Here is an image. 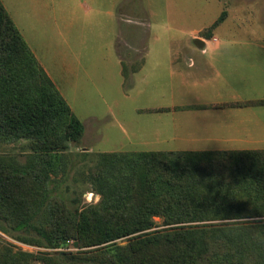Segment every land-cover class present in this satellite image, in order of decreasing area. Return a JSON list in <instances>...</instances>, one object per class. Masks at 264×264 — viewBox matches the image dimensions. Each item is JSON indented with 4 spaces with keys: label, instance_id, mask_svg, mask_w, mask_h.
I'll use <instances>...</instances> for the list:
<instances>
[{
    "label": "rangeland",
    "instance_id": "rangeland-1",
    "mask_svg": "<svg viewBox=\"0 0 264 264\" xmlns=\"http://www.w3.org/2000/svg\"><path fill=\"white\" fill-rule=\"evenodd\" d=\"M3 2L84 124L81 142L67 151L65 171L50 183L51 194L71 209L101 198L87 180L98 153L264 149V104L165 109L192 101L264 100V0ZM224 11V21L210 30ZM195 38L207 42L205 54L193 46ZM194 56L219 57L226 70L173 72ZM28 153L25 139L0 142V155L24 162ZM27 230L14 231L0 219V248L30 253L31 264H79L98 248L76 240L50 248L16 239L35 237Z\"/></svg>",
    "mask_w": 264,
    "mask_h": 264
},
{
    "label": "trees",
    "instance_id": "trees-1",
    "mask_svg": "<svg viewBox=\"0 0 264 264\" xmlns=\"http://www.w3.org/2000/svg\"><path fill=\"white\" fill-rule=\"evenodd\" d=\"M255 104L264 100L216 107ZM83 135V122L0 1V142L25 139L29 148L24 162L0 155V219L36 234L16 239L98 247L79 264H264V149L98 153L87 180L101 198L71 209L50 183ZM32 257L0 248V264Z\"/></svg>",
    "mask_w": 264,
    "mask_h": 264
},
{
    "label": "crops",
    "instance_id": "crops-1",
    "mask_svg": "<svg viewBox=\"0 0 264 264\" xmlns=\"http://www.w3.org/2000/svg\"><path fill=\"white\" fill-rule=\"evenodd\" d=\"M4 7L6 8V10L8 11V13L10 14V16L12 17L7 5H5V3L3 2V0H0ZM13 19V17H12ZM14 23L16 24L17 28L19 29L20 33L22 34V36L24 37V39L26 40L27 44L29 45V42L27 41V38L25 37V35L23 34L22 30L18 27L17 23L15 22V20L13 19ZM196 39V38H195ZM195 39H194V44L193 46L202 52V54H205L206 53V47H207V42L204 40V46L203 47H198V45L195 43ZM215 44H214V47L216 50H218L220 48L219 46V42L216 40L214 41ZM29 47L31 48V46L29 45ZM192 47V46H191ZM193 47V48H194ZM31 50L34 52V50L31 48ZM35 54V52H34ZM36 55V54H35ZM37 59L39 60L40 64L43 66V68L46 70V72L49 74V76L51 77L49 71L47 70V68L44 66V64L41 62V60L39 59V57L36 55ZM223 58V57H221ZM178 60L180 59H176L174 61H172L173 63L176 64V62H178ZM183 63L181 64V67L179 68L178 71H175L173 70V72L179 74V75H182L184 73H193L194 70H199V71H209V72H213L215 74H220V73H224V67L221 66V64H225V61H222L221 62V59L219 57H215V56H212L210 58H206V57H201V56H194V57H186V58H183ZM228 62L226 61V64ZM121 64H122V61H121ZM138 71V70H137ZM135 71V72H137ZM191 75V74H189ZM52 78V77H51ZM53 80V78H52ZM54 81V80H53ZM55 83V81H54ZM56 84V83H55ZM57 85V84H56ZM58 87V86H57ZM60 90V89H59ZM61 92V91H60ZM62 93V92H61ZM63 95V94H62ZM65 97V96H64ZM66 99V98H65ZM237 102V101H236ZM226 103H229V102H226ZM219 104H225L223 102H195V101H192L190 103H181L179 105H174V106H171L169 108H165L167 110H170V111H174V112H179V111H191V110H200V109H208V110H212V109H225L226 107H221V108H217L216 105H219ZM73 110V109H72ZM161 110V109H160ZM75 113V112H74ZM214 150H217V149H214ZM195 151H201V150H195Z\"/></svg>",
    "mask_w": 264,
    "mask_h": 264
},
{
    "label": "water",
    "instance_id": "water-1",
    "mask_svg": "<svg viewBox=\"0 0 264 264\" xmlns=\"http://www.w3.org/2000/svg\"><path fill=\"white\" fill-rule=\"evenodd\" d=\"M195 43L198 45V47H203L204 46V40L203 39H195Z\"/></svg>",
    "mask_w": 264,
    "mask_h": 264
}]
</instances>
